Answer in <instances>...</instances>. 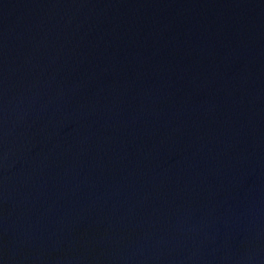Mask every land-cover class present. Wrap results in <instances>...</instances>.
<instances>
[{
    "label": "water",
    "instance_id": "1",
    "mask_svg": "<svg viewBox=\"0 0 264 264\" xmlns=\"http://www.w3.org/2000/svg\"><path fill=\"white\" fill-rule=\"evenodd\" d=\"M0 264H264V0H0Z\"/></svg>",
    "mask_w": 264,
    "mask_h": 264
}]
</instances>
